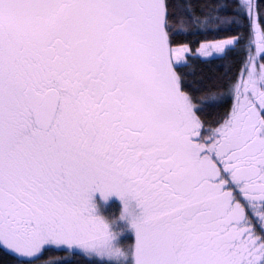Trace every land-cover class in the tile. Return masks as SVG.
<instances>
[{
  "label": "snow or ice",
  "instance_id": "1",
  "mask_svg": "<svg viewBox=\"0 0 264 264\" xmlns=\"http://www.w3.org/2000/svg\"><path fill=\"white\" fill-rule=\"evenodd\" d=\"M0 253L264 264V0H0Z\"/></svg>",
  "mask_w": 264,
  "mask_h": 264
},
{
  "label": "trees",
  "instance_id": "2",
  "mask_svg": "<svg viewBox=\"0 0 264 264\" xmlns=\"http://www.w3.org/2000/svg\"><path fill=\"white\" fill-rule=\"evenodd\" d=\"M224 69L221 67L220 68V71L222 72ZM205 72L207 73L208 72V69H205ZM114 208L116 210V207L111 204V205H107L105 207V213L107 214V216L109 217V219L111 220H116L117 221V227L119 228H126L127 227V221H122V220H119L118 218L120 217V212L119 211H114ZM126 235L128 237H131L132 233L131 231L129 230ZM121 240H123V237L121 238ZM63 254L62 253H56V252H52V253H49L47 254V256L45 257L46 259L47 258H57L59 256H62ZM78 260L80 258H77ZM7 260V258L3 255V253H0V264H4V261ZM80 264H83V261L81 260L80 261Z\"/></svg>",
  "mask_w": 264,
  "mask_h": 264
},
{
  "label": "flooded vegetation",
  "instance_id": "3",
  "mask_svg": "<svg viewBox=\"0 0 264 264\" xmlns=\"http://www.w3.org/2000/svg\"><path fill=\"white\" fill-rule=\"evenodd\" d=\"M101 196L99 193L93 194V203L96 204L99 200H101ZM113 204L116 207V212L119 211L121 213L123 209L122 201L115 195L108 198L107 203L103 205V208L107 205ZM104 211V210H103Z\"/></svg>",
  "mask_w": 264,
  "mask_h": 264
},
{
  "label": "rangeland",
  "instance_id": "4",
  "mask_svg": "<svg viewBox=\"0 0 264 264\" xmlns=\"http://www.w3.org/2000/svg\"><path fill=\"white\" fill-rule=\"evenodd\" d=\"M105 203H107V201L101 199V200H99V201L95 204V206H96L95 214H96V215H99V216H101V217H103V218H105V219H107V220H109V221H112L111 219H109V217H108L107 214L105 213V210H104V209H105L106 206L103 208V205H104ZM103 210H104V211H103ZM114 211H116L115 208H114Z\"/></svg>",
  "mask_w": 264,
  "mask_h": 264
}]
</instances>
